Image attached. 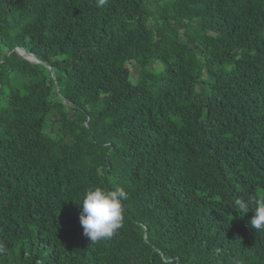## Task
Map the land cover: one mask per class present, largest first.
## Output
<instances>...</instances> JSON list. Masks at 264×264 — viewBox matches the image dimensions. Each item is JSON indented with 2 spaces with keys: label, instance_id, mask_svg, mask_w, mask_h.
<instances>
[{
  "label": "trees",
  "instance_id": "16d2710c",
  "mask_svg": "<svg viewBox=\"0 0 264 264\" xmlns=\"http://www.w3.org/2000/svg\"><path fill=\"white\" fill-rule=\"evenodd\" d=\"M261 193L264 0H0V264H264Z\"/></svg>",
  "mask_w": 264,
  "mask_h": 264
},
{
  "label": "clouds",
  "instance_id": "9594fccd",
  "mask_svg": "<svg viewBox=\"0 0 264 264\" xmlns=\"http://www.w3.org/2000/svg\"><path fill=\"white\" fill-rule=\"evenodd\" d=\"M103 4L104 0H98ZM128 199L125 188L116 186L111 190L100 186L90 187L86 190L80 214V223L84 234L94 242L113 236L123 223V201ZM234 206L247 213L254 209L251 227L264 231V193L253 196L251 200L236 199Z\"/></svg>",
  "mask_w": 264,
  "mask_h": 264
},
{
  "label": "water",
  "instance_id": "95a60500",
  "mask_svg": "<svg viewBox=\"0 0 264 264\" xmlns=\"http://www.w3.org/2000/svg\"><path fill=\"white\" fill-rule=\"evenodd\" d=\"M21 56L27 58L28 60H30L31 62H37L39 63L40 61L37 60V58L33 55V54H28V53H20Z\"/></svg>",
  "mask_w": 264,
  "mask_h": 264
},
{
  "label": "rangeland",
  "instance_id": "374dc122",
  "mask_svg": "<svg viewBox=\"0 0 264 264\" xmlns=\"http://www.w3.org/2000/svg\"><path fill=\"white\" fill-rule=\"evenodd\" d=\"M131 69H134V67L131 65V67H130Z\"/></svg>",
  "mask_w": 264,
  "mask_h": 264
}]
</instances>
